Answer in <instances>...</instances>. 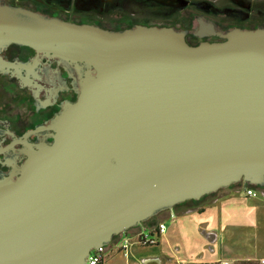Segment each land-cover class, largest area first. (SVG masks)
<instances>
[{
  "label": "water",
  "instance_id": "95a60500",
  "mask_svg": "<svg viewBox=\"0 0 264 264\" xmlns=\"http://www.w3.org/2000/svg\"><path fill=\"white\" fill-rule=\"evenodd\" d=\"M186 35L108 30L0 0V49L27 46L78 75L77 100L49 126L53 143L0 180V264H86L179 204L264 188V28L198 45Z\"/></svg>",
  "mask_w": 264,
  "mask_h": 264
},
{
  "label": "flooded vegetation",
  "instance_id": "af4514ba",
  "mask_svg": "<svg viewBox=\"0 0 264 264\" xmlns=\"http://www.w3.org/2000/svg\"><path fill=\"white\" fill-rule=\"evenodd\" d=\"M6 4L108 30L137 25L173 27L187 31L190 45L223 42L234 29L264 28V0H182L165 5L155 0H1ZM187 13L183 28L175 26L179 13ZM0 180L25 164L31 149L52 144L49 126L67 102H75L78 84L74 69L56 58L12 44L0 49ZM76 77V78H74ZM76 79V80H75ZM75 83V84H74Z\"/></svg>",
  "mask_w": 264,
  "mask_h": 264
},
{
  "label": "crops",
  "instance_id": "0c3cea01",
  "mask_svg": "<svg viewBox=\"0 0 264 264\" xmlns=\"http://www.w3.org/2000/svg\"><path fill=\"white\" fill-rule=\"evenodd\" d=\"M246 188L247 186L231 188L195 208L181 211L174 209L173 212L162 214L165 219H170L171 225L167 228L164 219H157L156 227L159 229V225L163 223L166 230L158 237V244L155 246H143L135 233L119 236L105 248L107 258L104 264H231L244 260L264 261L263 242L259 243L262 245L259 250L254 248L245 255L237 254L223 244L225 237H229L235 231L234 227H237L236 216L233 215L236 211L243 213L246 225L255 229L264 228V220H258V217L264 216V196H247ZM254 189L261 190L264 194V188ZM240 194L243 197L238 198ZM239 200L244 201V209L232 207L240 203ZM148 228H152V225H148ZM125 242H128L126 250L121 247Z\"/></svg>",
  "mask_w": 264,
  "mask_h": 264
},
{
  "label": "rangeland",
  "instance_id": "374dc122",
  "mask_svg": "<svg viewBox=\"0 0 264 264\" xmlns=\"http://www.w3.org/2000/svg\"><path fill=\"white\" fill-rule=\"evenodd\" d=\"M186 19H189V18H187V13L182 12V13H179L178 15H176L173 23L178 28H183L186 26V24H188ZM241 186H243V184L242 185L238 184V185H236V187H233V188H240ZM227 191L228 190L219 192L217 194L216 198L218 196L226 193ZM257 194L260 198H262L264 196V194L262 193L261 190H258ZM239 197H243V194L238 195V198ZM212 200L213 199L210 198V199H206L205 201H212ZM232 200L235 201V199H232ZM204 203H206V202H204ZM204 203L200 202L198 204H204ZM247 204H249V203H247ZM232 207H235L238 210H241V209H244L246 206L244 204V201H240V203L233 205ZM161 215L162 214L158 215L153 222H148V223H150L149 225H152V223L157 222V219L158 220L164 219V222L168 228V226L171 225L170 219H165L166 217H162ZM233 215L236 216L237 227H234L235 231H233L231 234H229V237H227V236L225 237V239L223 240V244H226L231 249H233L234 252H236L237 254H241V255H245L246 253L252 252L254 250V248H255V250H259V247L262 246L259 243L263 242V244H264V228L261 227L260 229H255V228H252V226L250 227L249 225H246L244 223V222H246V220L244 219L243 213H241V211H236V213ZM258 220H260V221L264 220V216L262 218L258 217ZM148 223H146V224H148ZM261 223H263V222H261ZM137 229L138 228H134V230H131L130 233L136 232ZM231 264H238V262L231 263ZM255 264H264V262L263 261L262 262H256Z\"/></svg>",
  "mask_w": 264,
  "mask_h": 264
},
{
  "label": "built area",
  "instance_id": "2783aa9c",
  "mask_svg": "<svg viewBox=\"0 0 264 264\" xmlns=\"http://www.w3.org/2000/svg\"><path fill=\"white\" fill-rule=\"evenodd\" d=\"M257 191L253 187L246 188L247 196H257ZM174 218V216L172 217ZM166 230L165 224H160L158 230L155 231V234L152 233V229L143 228L139 233L136 234V238L143 246H155L158 244V237L162 235ZM122 249L126 250L128 247V242H125L122 246ZM107 258V252L105 248L94 250L89 256L86 264H104ZM264 262V261H263ZM221 264H230L229 262H222Z\"/></svg>",
  "mask_w": 264,
  "mask_h": 264
},
{
  "label": "trees",
  "instance_id": "16d2710c",
  "mask_svg": "<svg viewBox=\"0 0 264 264\" xmlns=\"http://www.w3.org/2000/svg\"><path fill=\"white\" fill-rule=\"evenodd\" d=\"M238 185V184H237ZM242 185V184H241ZM233 187H236V185H233V186H231V188H233ZM247 187H255V186H251V185H249V186H247ZM230 187H229V189H231ZM228 188H226V189H221V190H219L218 192H216V193H213V194H210V195H207V196H205L204 198H202L201 200H199V201H187V202H184V203H182V204H179V205H177L174 209L175 210H183V209H185V208H195L196 206H198L199 204L198 203H200V202H202V203H204V202H207V201H205L206 199H214V198H216V196H217V194L219 193V192H221V191H226V190H229ZM166 212H169V211H165V212H163V213H161V214H165ZM156 218V217H155ZM155 218H153V219H151L150 221H148V222H153L154 220H155ZM148 222H146V223H148ZM146 223H144L142 226H138V227H136V228H138L137 229V231L136 232H134L135 234H137V233H139L144 227L145 228H148V225L150 224V223H148V224H146ZM157 226V223H152V228H150V229H152V235L153 234H155V231L158 229V227H156ZM149 229V228H148ZM131 230H134V228H132ZM131 230H129L127 233H130V231ZM153 230H155V231H153ZM126 233V234H127ZM119 236H117V237H115L114 238V240H113V242L118 238ZM112 242V243H113ZM256 262H254V261H247V260H244V261H240V262H238V264H255ZM215 264H219V263H215Z\"/></svg>",
  "mask_w": 264,
  "mask_h": 264
}]
</instances>
